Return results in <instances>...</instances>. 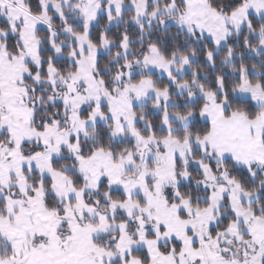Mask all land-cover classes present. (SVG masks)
I'll return each mask as SVG.
<instances>
[{
  "label": "snow or ice",
  "instance_id": "obj_1",
  "mask_svg": "<svg viewBox=\"0 0 264 264\" xmlns=\"http://www.w3.org/2000/svg\"><path fill=\"white\" fill-rule=\"evenodd\" d=\"M0 264H264V0H0Z\"/></svg>",
  "mask_w": 264,
  "mask_h": 264
}]
</instances>
